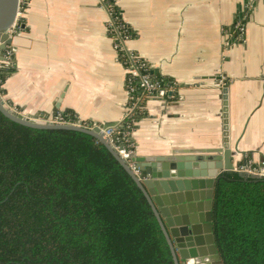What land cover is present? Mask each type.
<instances>
[{"label":"crops","instance_id":"obj_1","mask_svg":"<svg viewBox=\"0 0 264 264\" xmlns=\"http://www.w3.org/2000/svg\"><path fill=\"white\" fill-rule=\"evenodd\" d=\"M114 2L134 33L129 49L174 82L171 98L145 102L147 116L133 133L136 157L183 156L228 138L235 168L263 163L264 0ZM23 18L6 102L25 116L72 112L87 124L119 125L129 105L127 73L101 1L28 0ZM237 21L244 38L231 33Z\"/></svg>","mask_w":264,"mask_h":264},{"label":"trees","instance_id":"obj_2","mask_svg":"<svg viewBox=\"0 0 264 264\" xmlns=\"http://www.w3.org/2000/svg\"><path fill=\"white\" fill-rule=\"evenodd\" d=\"M113 10L119 23L128 25L117 5ZM15 71V61L2 60L3 89ZM150 74L167 88L174 85ZM133 96L144 108L129 116L136 129L147 116L148 98L140 88ZM128 120L117 131L126 130ZM213 233L223 264H264L263 178L235 171L218 176ZM0 264L175 261L143 191L97 138L75 130L30 128L0 111Z\"/></svg>","mask_w":264,"mask_h":264},{"label":"water","instance_id":"obj_3","mask_svg":"<svg viewBox=\"0 0 264 264\" xmlns=\"http://www.w3.org/2000/svg\"><path fill=\"white\" fill-rule=\"evenodd\" d=\"M19 10L20 0H0V50L13 45L9 31L17 21ZM0 111L10 120L30 128L75 130L97 138L143 191L167 239L175 264H223L213 233V197L218 176L235 169V152L229 148L228 138L218 148L186 150L183 156H137L135 162L140 174L136 175L102 132L118 124L107 123L91 130L38 122L12 110L1 94ZM255 178L264 179V176Z\"/></svg>","mask_w":264,"mask_h":264},{"label":"built area","instance_id":"obj_4","mask_svg":"<svg viewBox=\"0 0 264 264\" xmlns=\"http://www.w3.org/2000/svg\"><path fill=\"white\" fill-rule=\"evenodd\" d=\"M104 8H106L109 16V24H108V32L114 42V48L117 53L121 56L124 54V58H122V64L124 65L127 73V90L129 93V105L127 109V113L125 115L124 120L119 124L121 125L124 122H127L129 116L134 114L136 109L143 110V106L139 105L138 100H134L135 97L133 94L140 88L142 92L145 93L147 98H160V99H169L172 97V92L174 91V85L169 86L168 88L164 86V83L156 78H153L150 72L152 71V66L142 56L138 55L128 47V42L133 37L131 34L130 28L128 25L119 23L117 17L114 14V5L111 0H100ZM28 0H20V10L18 14V18L14 26L10 29V37L14 39L15 36L19 35L24 29V23L21 22L24 16V11L21 10L22 4H27ZM238 32V36L244 38L246 35V25L237 21L234 25L231 33ZM6 61H14V49L13 46H7L4 50H0V66L2 60ZM3 84L2 79L0 78V94L4 97ZM12 110L17 111L22 114L16 108L11 107ZM25 116V115H24ZM35 119L38 122H45L54 125H76L84 128H88L93 130L94 128L100 127V125H92L81 122L78 117L74 114V116H66L62 112H56L43 116H26ZM111 129L102 130L105 138L109 141L114 150L118 153V155L128 164L131 170L136 174H140V170L137 167V163L135 162L136 158V145L133 139L134 128L132 125L127 123L126 130L123 132H119L118 127ZM116 134H120V138H116ZM235 172H238L242 176H247L248 178H255L264 176V162L260 164L254 163L252 160L245 162L242 165H239L234 169Z\"/></svg>","mask_w":264,"mask_h":264}]
</instances>
